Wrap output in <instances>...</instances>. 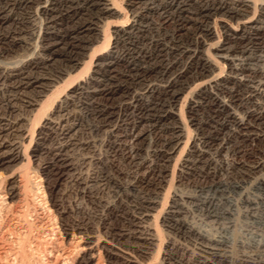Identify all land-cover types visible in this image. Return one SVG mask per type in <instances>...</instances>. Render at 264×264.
Masks as SVG:
<instances>
[{
	"label": "bare ground",
	"instance_id": "6f19581e",
	"mask_svg": "<svg viewBox=\"0 0 264 264\" xmlns=\"http://www.w3.org/2000/svg\"><path fill=\"white\" fill-rule=\"evenodd\" d=\"M43 112L34 153L59 227L33 236L26 210L9 208L27 197L16 165L31 160ZM176 156L178 182H196L199 198L177 188L158 227ZM0 169V264H30L40 249L47 264L102 251L107 264H138L159 229L162 264H264L259 239L188 220L196 208L232 226L241 203L264 224V0H0ZM236 240L250 252L235 257Z\"/></svg>",
	"mask_w": 264,
	"mask_h": 264
},
{
	"label": "rangeland",
	"instance_id": "374dc122",
	"mask_svg": "<svg viewBox=\"0 0 264 264\" xmlns=\"http://www.w3.org/2000/svg\"><path fill=\"white\" fill-rule=\"evenodd\" d=\"M119 19H113V21L115 22L116 20L118 21ZM222 23L223 22H221L219 20H216V21L212 22V28H213L214 32H216L218 35H219V33L221 34V32H222V28H221ZM228 23L230 25H232L231 22H228ZM214 41H215V37L212 38L211 40H209L210 43H213ZM61 89L63 90V88H61ZM184 95H186V93L182 95V97L180 98V100L178 102V106H177L178 110L181 109L180 107H183L182 109L186 110L185 106H186V104L188 102V98L189 97L185 98ZM184 98H185V100H184ZM184 103H186V104H184ZM44 113L45 112H43V114ZM46 114H47V112L44 115H40L41 119H38L39 117H37L38 120L33 121L31 123L32 128H31V126L29 128V130H30L29 134H28L29 137L27 136L28 138H26L25 144H28V143L30 144V145L28 144L29 146H27V150L28 151L26 153L27 154L26 156H29L31 160L29 162H26L25 160H22V161L18 162V164L16 165V166H18V165L20 166L21 164H23V167L21 166L22 169L20 168L21 176H23V177L22 178L18 177V179H21V183H22L23 191H24L23 194H24V196H27V197L22 198V201H21V199L11 201V206L9 205L10 208L8 206V208L10 210L7 209L9 211H15V210L17 211L18 209H20L22 207V208H24V210H26L25 214L28 215V218L26 217V220L28 219L27 222L30 223L28 225L30 226L31 224H33L35 226H38V228L35 227V226L32 227L33 225L31 226L32 227V231H33V232H31L32 233L31 235H33V236H35L37 234H40L39 232H41V231H42L41 233L43 234L44 232H46V229L48 227H50L51 224H52V226L54 228L55 227L56 228L59 227V224H57L58 221H59L58 220L59 215L55 213V208L51 205L48 193L46 194L47 196H46V198H44V200H43V197L41 196L42 193L45 192L46 190H45V184L43 183V181L42 180L39 181L40 179H42V177L40 176L39 172L37 171V162H36L37 161V153H34V148H35L34 138L37 136V132L41 128V125L43 123V118L45 117ZM40 120H41V122H40ZM39 126H40V128H39ZM32 131H33L34 135H30V132H32ZM33 133H31V134H33ZM31 136H32L33 140L30 143L29 141L31 139ZM176 158H177V156L171 162V165H170V172H172L174 170V174H173L172 180H170V183H169V185H171L170 189L168 190L169 193L167 191H165L167 189V186H165L164 191H162L163 195H164L165 192H167V193L164 196L165 199L162 197L161 200H160L161 202L163 201L162 202L163 204L162 205L160 204V206L158 207V210L159 209L161 210V208H162V211L160 213H158L157 214L158 217H156V221H157L158 227H159L160 220L162 218L163 212L169 206L170 201L172 200V196L174 195V192L177 190V188H178V190H182V192H184L185 194L191 195V196H194V194H195V197L199 195L197 192H195V191H197L196 185H198V184H196V182H192L191 183V182H189V181H187L185 179L183 181H181L180 183L178 182L177 178H178V175H179V173H178L179 170H178L177 166L174 167L175 166V162L174 161H176ZM8 173L9 172L0 169V195L2 194V196L5 194L6 180H7L6 176H7ZM220 174H221L220 175L221 179L224 180V181L226 180L225 182L232 183L234 181L233 180L234 178L232 179V178L229 177V175L227 174V171L225 170V168H222ZM247 187H248L247 190H249V192L252 195H254V194L255 195H259L260 194V192H255L249 186H247ZM38 192H40L41 194L38 193ZM228 195H230V197L233 198V199H238V197H239L237 192L236 193L232 192V193H230ZM24 199H25V201H24ZM9 201L10 200L6 199L5 202H9ZM224 201L225 200H223L224 206H226L225 204H227V206L229 207L230 205L227 203V201H225V202ZM65 205L68 206V203L65 202ZM238 206H239L238 208L232 207V211L235 212V214H234L235 215V217H234L235 221H237L232 226L230 224L228 225V223H227L228 220L227 221L226 220H220L218 222H213L212 223V222H210V220H208V218L205 215H203L204 214L203 212L201 213L200 211L196 210V208H194L192 210L191 214L188 215V220L195 222L198 226H200L203 229L208 230V232H210L211 234H215V235L218 234L219 235V233H220V235L223 234V236L225 235L229 239L234 236V239L237 238L238 241L241 240L242 242L246 243L245 245L251 244V243H253L255 241L259 242V240H260V242H264V224H262L263 222H258L257 219L251 218V216H249L247 214V212H246L247 211L246 207H244V205H242L241 203H239ZM239 211H240L241 214L239 213ZM259 215L264 216L263 208H260ZM51 217L52 218L55 217L54 219H56V220L52 219ZM48 220H51L52 222H50ZM43 225H44V227H43ZM226 226L230 227L231 229L228 228L230 230L227 229L228 232L224 233V229L226 228ZM39 227L43 228V229H40ZM234 227H236V228H234ZM0 228H1V226H0ZM36 229H38V230H36ZM234 229H235V231H234ZM159 231L161 232L160 233L161 237L159 239L160 242H158V247H159L158 251H157V249H155L156 252L152 255V257L150 259H141V260L138 261L139 262L138 264H140V263L141 264H147L148 262L151 263V264L152 263L153 264H162V256L164 254V250L167 247V242L170 241V240H169V238L166 235H164L162 229L161 230L159 229ZM57 238H59V240L61 241L62 240L61 239L62 235L59 236V234H58ZM238 241L237 240L235 242L232 241V243L230 244V246L233 248V250L235 249L233 251L235 257L238 256L239 254H241L242 252H250V250H251V249H248L246 247L239 246L240 244L239 245L237 244ZM61 242L63 243V241H61ZM67 242L69 244H67L66 247H65V243H63L64 247L67 250L69 248L73 249L74 245L75 246L77 245V244H73L74 241H72V243H71L68 240ZM63 244H62V246H63ZM233 244L236 245L237 247L233 246ZM67 246L69 248H67ZM188 247L192 248L191 246H188ZM0 250H2L1 249V245H0ZM40 250L36 251L37 255L35 254L37 256V258H35V260H34L36 263L34 261H32L30 264H47L48 256L45 253H43L42 250L41 251ZM1 252H0V254H1ZM261 261L264 263V258L263 257L261 258ZM92 264H107V262L104 259L103 251L101 252L100 255H97L96 259L94 260V262ZM232 264H236V263H232Z\"/></svg>",
	"mask_w": 264,
	"mask_h": 264
}]
</instances>
